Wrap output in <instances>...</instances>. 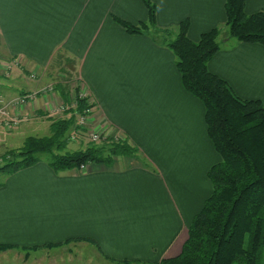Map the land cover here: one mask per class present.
Returning a JSON list of instances; mask_svg holds the SVG:
<instances>
[{
    "label": "crops",
    "instance_id": "crops-1",
    "mask_svg": "<svg viewBox=\"0 0 264 264\" xmlns=\"http://www.w3.org/2000/svg\"><path fill=\"white\" fill-rule=\"evenodd\" d=\"M225 1L153 0L157 26L176 33L188 18V35L198 41L225 25ZM245 10H264V0H246ZM117 18L138 24L148 11L141 0H0V62L43 72L57 56L74 60L99 124L148 147L144 163L120 156L111 165L56 172L42 160L6 176L0 245L14 248L0 251V263L14 253L12 264H159L181 253L212 192L207 172L220 157L203 103L183 88L162 33L130 34ZM208 67L240 97L264 104L263 45L221 48ZM17 70L22 93L34 83ZM28 124L22 128H35ZM19 127L9 132L0 125V144Z\"/></svg>",
    "mask_w": 264,
    "mask_h": 264
},
{
    "label": "trees",
    "instance_id": "trees-1",
    "mask_svg": "<svg viewBox=\"0 0 264 264\" xmlns=\"http://www.w3.org/2000/svg\"><path fill=\"white\" fill-rule=\"evenodd\" d=\"M141 1L147 21L116 20L130 34L162 33V42L176 57L183 88L205 107L207 133L220 157L207 172L213 189L189 225L181 253L159 264H264V104L240 97L227 80L209 69V61L221 50L219 27L194 41L188 35V18L179 23L176 33L158 28L156 4ZM245 5L246 0L225 1L229 36L264 46V10L249 14ZM77 90L70 116L52 120L49 135L28 136L20 149L3 153L0 173L10 176L42 161L44 154L56 172L80 170L89 163L111 165L117 157L135 156L138 147L123 136H108L85 149H67V133L77 127V115L94 108L90 96ZM63 97L68 100V93ZM11 247L1 244L0 251Z\"/></svg>",
    "mask_w": 264,
    "mask_h": 264
},
{
    "label": "rangeland",
    "instance_id": "rangeland-1",
    "mask_svg": "<svg viewBox=\"0 0 264 264\" xmlns=\"http://www.w3.org/2000/svg\"><path fill=\"white\" fill-rule=\"evenodd\" d=\"M219 28L221 33L218 40L221 48L240 42L229 36L228 26L226 23L224 26L221 25ZM225 38H229V40L225 41ZM17 68L21 71L19 74L22 78L28 82L32 80L31 82L34 83L33 86H31V84H26L25 88L27 89L23 90L22 93L18 92V89L15 88L16 86L14 84L15 79L17 78L16 73H18ZM20 68L22 67H20V65H18L15 61H6L4 59V61L0 62V125L4 127V130H8L9 132L13 131L17 126L24 128L27 125H30L28 123L35 124V128H31L32 131L30 128H22L19 134L10 133L12 135L8 136L0 144V157L3 153L9 150L20 149L24 144V138L28 136L42 137L49 135L52 120H58L60 118L70 116L68 111L75 106L78 91L77 89H80L79 91H81V96L84 94L86 96H90L86 93L87 91H85V87L81 85V81L76 74L77 70L74 66V60H67L66 57L57 56V58L54 59L53 64L47 68V70H43V72L30 71L29 69L27 70V68L21 70ZM15 89L18 93H13ZM65 92L68 93V100H65L63 97ZM24 94L31 95V98L27 101V103H16V99ZM89 101L94 103L92 98H90ZM67 102L69 104H67ZM9 107H12L13 109V113L11 115L8 114L9 112L7 109ZM27 107H31L30 112H26ZM36 107H40L41 109L44 108V112L40 108L36 110ZM95 108L94 103V108L92 109L93 112L85 119L84 123L81 125L82 127L80 126L79 130L81 131H78V137L76 140L72 141L70 136L78 127V118L76 121L77 127L69 130L67 133L69 139L67 147L68 150L75 151L87 148L89 145L94 143L90 134L96 131L102 133L105 137L113 136L118 139V137L122 136L121 131L114 128L112 129V127L106 123L99 124V121L96 120L98 114L95 113ZM22 132L23 135L20 134ZM101 142L102 140L95 143L100 144ZM129 142L132 145L137 146L139 149L133 158H136L141 163H144L142 156L144 157L147 152H145V148L148 147H145V145L141 146L136 140H131V138H129ZM42 160L48 161L49 156L46 154L42 155ZM87 168V166H84L82 169ZM5 177L6 174L0 173V183L3 182ZM13 248L14 247H11L9 249L13 250ZM10 257L9 261L3 259L0 264H12L11 262L14 257V253H11Z\"/></svg>",
    "mask_w": 264,
    "mask_h": 264
},
{
    "label": "built area",
    "instance_id": "built-area-1",
    "mask_svg": "<svg viewBox=\"0 0 264 264\" xmlns=\"http://www.w3.org/2000/svg\"><path fill=\"white\" fill-rule=\"evenodd\" d=\"M83 96H86L85 94L83 95ZM31 98V95H26V94H24V95H22L21 97H19L18 99H16V103H27V101L29 100ZM93 112V110L91 109V110H88L87 112H86V114H83V115H77V118H78V122H77V126H78V128H76L75 130H74V132H73V134L70 136V139L73 141V140H76V138L78 137V131H81V130H79L80 129V126L84 123V121H85V119L88 117V115H90L91 113ZM82 127V126H81ZM91 135V138H92V141L93 142H100L101 140H104L106 137L102 134V133H100V132H98V131H96V132H94V133H91L90 134ZM84 166H82V168H83Z\"/></svg>",
    "mask_w": 264,
    "mask_h": 264
}]
</instances>
